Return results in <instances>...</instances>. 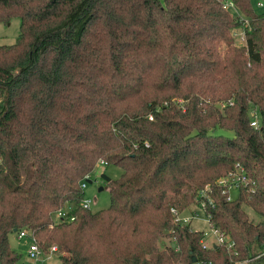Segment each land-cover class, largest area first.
I'll use <instances>...</instances> for the list:
<instances>
[{
  "label": "trees",
  "instance_id": "obj_1",
  "mask_svg": "<svg viewBox=\"0 0 264 264\" xmlns=\"http://www.w3.org/2000/svg\"><path fill=\"white\" fill-rule=\"evenodd\" d=\"M13 18L19 35L0 46V264L23 263L9 242L22 230L59 264H264V223L245 211L264 216V15L250 0H0V23ZM100 162L122 171L110 206L53 225ZM239 171L247 183L228 200L216 181ZM206 187L229 250L203 249L170 212L199 206Z\"/></svg>",
  "mask_w": 264,
  "mask_h": 264
},
{
  "label": "rangeland",
  "instance_id": "obj_2",
  "mask_svg": "<svg viewBox=\"0 0 264 264\" xmlns=\"http://www.w3.org/2000/svg\"><path fill=\"white\" fill-rule=\"evenodd\" d=\"M262 2L264 4V0H250L251 7L253 11L257 14L264 15V6L257 7L256 3ZM231 14L236 16L240 15V13L236 10H231ZM19 26L20 20L13 18L8 24L0 23V46H8L15 43L16 38L19 35ZM234 39L235 43L238 46L244 44L243 35L240 30L234 31ZM215 134L224 135L227 137H232V133L224 130H216ZM122 171L120 168L115 166H105V165H97L94 169L91 177L89 179L90 183H86V189L84 190V196L92 200L90 211L97 212L103 209H107L110 206V197L109 192L106 186V182L102 179V176H106L110 180H114L120 177ZM102 188L101 191L99 189ZM227 193V192H226ZM238 191L236 188H232L228 191L227 197L234 200L237 198ZM250 220L253 223H264V216L255 214L251 209L245 208ZM182 216L185 218H189V224L193 231H199L206 234V239L209 241L214 240L215 236L211 233V227L208 223V219L204 214L203 210L199 208V206L191 205L184 212H182ZM10 246L17 251L18 253L24 255L27 247L29 246V240L23 239L18 240L16 238V234L13 233L9 236ZM170 241L168 239H159L158 246L159 248H164L168 246ZM58 254L57 256H53L50 260H48L47 264H59L58 262ZM26 262V259H24Z\"/></svg>",
  "mask_w": 264,
  "mask_h": 264
},
{
  "label": "built area",
  "instance_id": "obj_3",
  "mask_svg": "<svg viewBox=\"0 0 264 264\" xmlns=\"http://www.w3.org/2000/svg\"><path fill=\"white\" fill-rule=\"evenodd\" d=\"M257 7H263L264 4L262 2H257L256 3ZM223 8L225 10L231 11V10H236L235 6L233 5L232 2L230 1H225L223 3ZM250 125L252 127H257L258 126V120L256 119L255 113L252 114V120ZM101 165H104L102 162H100ZM241 170V169H239ZM86 183L83 182L80 184V187L84 193V190L86 189ZM247 183V178L245 174L242 171H239L237 173H229L225 177H222L216 181V184L222 188V193L228 192L232 188L238 189L239 186L244 185ZM209 189L206 187L204 190H202L198 194V200H199V208L203 210L205 207V202L211 204V199L209 197ZM228 200H230V197H227ZM92 200L89 198H84L81 203H79L78 206L72 207H64L60 209L59 211L54 213V217L57 219L56 223H67L69 221H72L74 219V212L77 207H81L82 209L90 210ZM69 209H71L69 211ZM170 212L175 216L174 222L176 223H188L189 218H185L181 214L179 215L176 210L171 209ZM190 222V221H189ZM56 223L53 222V225ZM211 227V233L213 236H215L214 240L209 241L206 239V234L203 233L204 238L201 241V246L203 249L207 250L213 245H224L228 250L231 249L234 245L232 241H230L227 237L223 236L219 231L215 228ZM16 238L18 240H23V239H28L29 240V246L27 247L25 254H24V259H26V262L23 261L22 264H47L48 260H50L53 256L59 255L58 249L56 246H51L48 248V250L44 251L41 249L38 244L35 241V238L33 235L25 230H22L16 234ZM260 256H264V251L260 253L258 256L255 258H258ZM251 260H242V261H234L231 262L230 264H250Z\"/></svg>",
  "mask_w": 264,
  "mask_h": 264
},
{
  "label": "water",
  "instance_id": "obj_4",
  "mask_svg": "<svg viewBox=\"0 0 264 264\" xmlns=\"http://www.w3.org/2000/svg\"><path fill=\"white\" fill-rule=\"evenodd\" d=\"M102 179L107 183L110 179L109 178H107L106 176H102ZM88 183H90V181L88 180L87 181ZM102 190V188H100L99 189V191H101ZM15 232V231H14ZM172 247H174V245H172Z\"/></svg>",
  "mask_w": 264,
  "mask_h": 264
},
{
  "label": "crops",
  "instance_id": "obj_5",
  "mask_svg": "<svg viewBox=\"0 0 264 264\" xmlns=\"http://www.w3.org/2000/svg\"><path fill=\"white\" fill-rule=\"evenodd\" d=\"M72 207H74V206H72ZM71 209H69V211H70ZM52 221L54 222V223H56L57 222V219L54 217V213L52 214ZM25 254V253H24Z\"/></svg>",
  "mask_w": 264,
  "mask_h": 264
}]
</instances>
